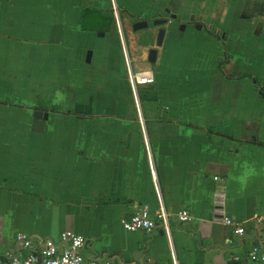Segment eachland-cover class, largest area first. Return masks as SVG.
Here are the masks:
<instances>
[{
  "label": "crops",
  "instance_id": "crops-1",
  "mask_svg": "<svg viewBox=\"0 0 264 264\" xmlns=\"http://www.w3.org/2000/svg\"><path fill=\"white\" fill-rule=\"evenodd\" d=\"M87 9L109 24L85 30ZM144 71L155 83L135 86ZM217 191L244 235L215 220ZM141 204L191 220L124 230ZM259 217L264 0H0V256L73 231L88 260L264 264Z\"/></svg>",
  "mask_w": 264,
  "mask_h": 264
},
{
  "label": "built area",
  "instance_id": "built-area-1",
  "mask_svg": "<svg viewBox=\"0 0 264 264\" xmlns=\"http://www.w3.org/2000/svg\"><path fill=\"white\" fill-rule=\"evenodd\" d=\"M132 78L135 86H147L155 83V77L151 71L134 73ZM215 180L218 181V177ZM224 199V192L217 191L215 193V220L221 221L225 226L233 227L236 235H244L246 230L243 226L238 225L233 218L224 216ZM172 219L185 224L191 220V214L188 210L171 214L162 208L153 215L149 204H141L135 207L134 213L129 218L122 220V226L126 231H145L152 234L160 226L168 229ZM257 222L262 224L264 218H257ZM16 240L17 244L27 251V255L9 253L0 256V264H120L117 260L86 259L84 251L87 247V239L73 231L63 232L60 236V244L50 240L35 241L25 234L18 235ZM248 260L264 263V242H260L250 249ZM234 261L239 262L240 257L236 256Z\"/></svg>",
  "mask_w": 264,
  "mask_h": 264
},
{
  "label": "water",
  "instance_id": "water-1",
  "mask_svg": "<svg viewBox=\"0 0 264 264\" xmlns=\"http://www.w3.org/2000/svg\"><path fill=\"white\" fill-rule=\"evenodd\" d=\"M169 12L170 11H168V13ZM171 19H173V20L176 19V16L172 15ZM169 20L170 19H158V20H155L153 22L154 26L161 27V29L159 30L158 36H157V47H161L163 45L165 36L167 34V29L164 27L168 26L170 24ZM194 21H195V17L192 16L191 22H194ZM149 26H150V22L148 20L143 19V20H140V21L134 23L133 30L134 31H141V30H145V29L149 28ZM202 27L203 26L201 24L196 25V28L199 30H201ZM185 28H186V24L181 25V30H184ZM91 56H92V52L90 51L87 55V62L91 61ZM156 60H157V50L153 49L150 51V54H149V62L153 64L156 62ZM261 94H263V92H261ZM36 116L39 118H42L43 114L41 112H37ZM142 256H143V252H137L133 255V260L136 263H139L141 261ZM127 264H130V261H127Z\"/></svg>",
  "mask_w": 264,
  "mask_h": 264
},
{
  "label": "trees",
  "instance_id": "trees-1",
  "mask_svg": "<svg viewBox=\"0 0 264 264\" xmlns=\"http://www.w3.org/2000/svg\"><path fill=\"white\" fill-rule=\"evenodd\" d=\"M96 12H92L91 10H86V16H85V30H95L94 27H92V25H90V21L92 19L95 20V24L94 25H100V26H105V25H108L109 24V19H99L96 17V15L94 17H92V15H94ZM98 15V14H97ZM104 28V27H103Z\"/></svg>",
  "mask_w": 264,
  "mask_h": 264
}]
</instances>
